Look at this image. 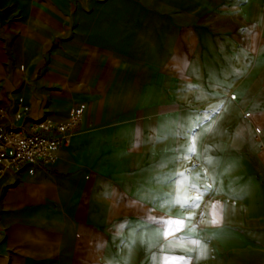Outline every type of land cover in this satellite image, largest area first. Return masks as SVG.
<instances>
[{
	"label": "crops",
	"instance_id": "crops-1",
	"mask_svg": "<svg viewBox=\"0 0 264 264\" xmlns=\"http://www.w3.org/2000/svg\"><path fill=\"white\" fill-rule=\"evenodd\" d=\"M16 104L85 111L54 165L0 175V264H264V0H0V106ZM189 166L222 220L197 211L199 247L166 248L148 239L169 214L154 178Z\"/></svg>",
	"mask_w": 264,
	"mask_h": 264
},
{
	"label": "built area",
	"instance_id": "built-area-1",
	"mask_svg": "<svg viewBox=\"0 0 264 264\" xmlns=\"http://www.w3.org/2000/svg\"><path fill=\"white\" fill-rule=\"evenodd\" d=\"M163 112V109H160ZM0 175L25 168L50 167L58 160V152L71 145L80 127L83 113L74 108L67 121L32 119L30 109L16 104L0 106ZM257 131L255 141H261Z\"/></svg>",
	"mask_w": 264,
	"mask_h": 264
},
{
	"label": "snow or ice",
	"instance_id": "snow-or-ice-1",
	"mask_svg": "<svg viewBox=\"0 0 264 264\" xmlns=\"http://www.w3.org/2000/svg\"><path fill=\"white\" fill-rule=\"evenodd\" d=\"M195 136V132L192 133ZM196 153L194 143L187 149L182 159L184 161H190ZM209 163L211 161L209 160ZM155 182L161 187L170 188L171 191L167 193H152L154 198V205H158L161 208L168 209V215L164 218L148 217L150 227L154 225L152 229V235L148 238L149 241L157 240L167 242L163 244L166 248L185 247V241L199 247L200 242L195 239H191L189 233L196 231V226L192 223L193 217L187 215L201 206L202 199L209 195L214 190V180L210 176L202 175L197 172L193 167H185L179 174L171 173L163 176H157L154 178ZM211 181V182H210ZM218 191V189H215ZM179 209L183 215L171 216L170 213L173 210ZM220 207L213 205L210 215L215 222L220 217ZM180 234V235H178ZM149 246L152 247L151 243ZM203 249L201 255H203ZM154 260L158 259L153 257ZM167 264H176L177 261L185 259L184 256H165Z\"/></svg>",
	"mask_w": 264,
	"mask_h": 264
},
{
	"label": "clouds",
	"instance_id": "clouds-1",
	"mask_svg": "<svg viewBox=\"0 0 264 264\" xmlns=\"http://www.w3.org/2000/svg\"><path fill=\"white\" fill-rule=\"evenodd\" d=\"M203 199L201 201V203H203ZM213 205H216V206H219L220 208H222V205H221V202L219 200H215V201H208L207 204L205 205L204 209H201L200 207L197 208L196 210H194L192 213H189L187 215H191L193 217V220L196 218V215H197V211H199L200 213V216L201 217H204V215L207 213L208 215H210L211 213V208ZM222 220V217L220 216L218 220H216L215 222L213 220L210 221V223L213 225V226H216L220 223V221ZM206 221L201 219L200 220V223H205ZM201 258H206V256H202Z\"/></svg>",
	"mask_w": 264,
	"mask_h": 264
},
{
	"label": "bare ground",
	"instance_id": "bare-ground-1",
	"mask_svg": "<svg viewBox=\"0 0 264 264\" xmlns=\"http://www.w3.org/2000/svg\"><path fill=\"white\" fill-rule=\"evenodd\" d=\"M79 110L84 114V111H85V110H83V109L80 108V107H79ZM69 147H70V146H69ZM260 148H262V146H261Z\"/></svg>",
	"mask_w": 264,
	"mask_h": 264
},
{
	"label": "rangeland",
	"instance_id": "rangeland-1",
	"mask_svg": "<svg viewBox=\"0 0 264 264\" xmlns=\"http://www.w3.org/2000/svg\"><path fill=\"white\" fill-rule=\"evenodd\" d=\"M79 107H80V105H79ZM257 132V131H256Z\"/></svg>",
	"mask_w": 264,
	"mask_h": 264
}]
</instances>
